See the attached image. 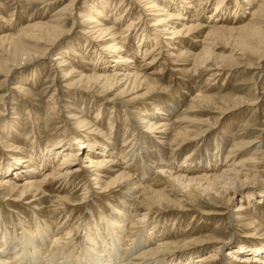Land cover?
Listing matches in <instances>:
<instances>
[{
	"label": "bare ground",
	"instance_id": "obj_1",
	"mask_svg": "<svg viewBox=\"0 0 264 264\" xmlns=\"http://www.w3.org/2000/svg\"><path fill=\"white\" fill-rule=\"evenodd\" d=\"M36 1L45 0H32ZM198 1L164 0L163 4L157 0H131V4L136 2V7H142L140 15L146 17L147 12L156 15L152 28L142 27L139 25L142 21L133 19L119 32L116 24L107 25L99 20L103 16L102 20H110L109 14H104L106 8L112 10L108 5L99 7L95 0L90 4L89 0H69L49 23L31 20L19 31L0 37V61L5 71L3 83H7L13 73L26 65L37 66L49 60L51 52L56 51L50 61L55 73L60 74L64 90H74L80 94L92 92L103 97L120 89V96L129 97V102L147 100L162 93V89L150 82L147 69L138 67V58L148 64L147 68L153 69L161 59L175 55L188 56L194 61L193 70L204 65L205 70L210 72L209 78H213L227 69L223 63L226 59L233 64L236 60V50L230 56L216 52L221 47L219 41L230 38L242 42V52L247 51L249 56L258 54V64L261 65L264 60V0H259L251 11H245L247 8L244 6L252 0H234L236 8L233 11L230 9L231 0H218L206 18L207 3L201 9L198 6L199 10L196 7ZM129 6L119 11L121 14L114 22L129 15L132 10V6ZM245 13L247 16L244 18ZM65 14H69V18ZM141 19L144 21L143 15ZM232 19L236 25H230ZM69 21L72 26L65 29ZM75 32L83 39L85 50L97 53L94 63L84 55L82 67L76 66L78 60L74 61V58L69 61L72 59L69 57L82 56L81 44L77 42L71 43L70 51L62 47L64 39L73 37ZM153 32H156L154 44L147 47L151 42L149 34ZM134 39L136 42H133ZM25 40L36 43L38 48L19 51ZM127 43L129 46L125 47ZM91 66L95 68L94 71L90 70ZM246 67L260 68L253 64ZM85 70H90V73ZM32 74L37 75L38 71ZM24 82L17 81L10 91L27 93L22 84ZM144 87L145 92L137 93ZM132 94L134 96L130 97ZM255 94L250 100L240 97V106L262 109L264 98L258 91ZM54 96L52 94L49 101L50 108L56 112L59 101ZM190 96L194 102L189 107H180L179 100H155L142 107L138 120L121 133L118 125L112 126L110 135L89 120L88 111H79L69 116L77 127L68 135H80L72 140V144L62 139L44 149L37 135L38 144L25 156L20 155L21 146H17L16 153L8 156L2 164L0 189L9 188L7 200L12 197L13 200L22 201L30 206L33 213H26L29 209L17 212L18 221H10V215H3L4 219L0 221V264H264V248L243 243L233 246L221 256L224 242L218 239L200 240L202 244L199 249L205 253L195 259L193 253L185 257L176 255L173 249L178 243L170 236L171 229L165 225L170 221L163 220L161 216L159 220L152 219L154 207L164 208L168 205L184 210L189 201H193L191 198H171V192L178 185L190 196L196 191L195 188L200 193L204 192L212 201L205 206L219 208L216 202L221 196L238 186H252L249 182L253 183L257 176L252 172L253 166L264 163V143L258 136L238 140L232 137L234 145L227 151L229 139L226 137L229 135L225 132V136L212 141L200 154L187 150L198 138L217 127L207 116L210 110L206 108L216 104L215 97L202 89H196ZM109 100L113 102L114 97ZM16 102H7L3 95L0 96V115L17 111ZM180 108H183L184 114L173 121V111ZM234 108L238 107L235 105L220 112L226 113ZM192 113L202 115L196 117ZM8 123V120L2 121L3 125ZM11 127L19 135L15 125ZM96 137L105 139L99 142L94 140ZM178 145L185 146L175 154L172 148ZM182 153L186 154L184 159ZM75 161H80V164L71 168ZM261 170L264 168L256 171ZM158 175L164 177L159 179ZM250 190V193L246 192L251 197L248 201L255 199L259 193L264 194ZM51 191L66 194L54 197V200ZM79 191L85 195L83 201L86 197L96 199V195L108 199L100 206L98 215L93 211L96 220L85 222L82 226L84 241L79 238L72 248L71 240H77L73 234L74 225L81 223L78 222L80 220L73 223L83 202L74 201V195ZM108 203L112 205L111 209H107ZM259 203L264 205V199ZM51 206H54V215L51 214ZM248 207L240 204L234 213L241 217L248 213L249 219L253 220L264 217V206L262 214L257 210L256 216L248 212ZM203 214H222V211L214 208ZM57 217H61L60 220L56 221ZM62 220L66 227L58 224ZM161 224L165 226L161 227ZM145 226H151L147 235L144 233ZM55 231L57 233L52 234ZM50 237L55 238L51 246L48 243ZM121 237L125 242L122 252L118 248ZM187 243L189 241H183L184 245ZM213 243L215 246L211 250ZM91 250L95 252L92 257L89 255ZM40 253L43 255L40 256ZM75 253L77 255L74 256ZM233 253L239 257H233V260L230 258Z\"/></svg>",
	"mask_w": 264,
	"mask_h": 264
},
{
	"label": "rangeland",
	"instance_id": "obj_2",
	"mask_svg": "<svg viewBox=\"0 0 264 264\" xmlns=\"http://www.w3.org/2000/svg\"><path fill=\"white\" fill-rule=\"evenodd\" d=\"M67 1L69 0H45L44 2H32V0H0V37H3V35L9 34L10 32L15 33L19 31L20 28L25 26L28 22H31V20H43L44 22L49 23L63 8ZM92 1L94 2V0H89V4L92 3ZM95 1H97V5L99 7L100 5L101 7L103 5L105 7L108 5L109 8L112 9L111 11L107 10L108 8L105 9L104 14H109L108 17L110 20H102L104 16L102 18L99 17L101 23H107V25L116 24L119 32H122L123 30L121 29H123L130 22V20L133 19L142 21L143 23L141 22L142 24H139L142 27L152 28V23L156 15L148 14L147 12L146 17H144V14H142L144 18L143 21L141 19L142 15H140V9L142 7H136V2L131 4V0ZM157 1L164 4V0ZM207 1L208 0H204L202 3L201 0H199L196 2L197 9L205 7L207 3L208 10L205 11V18L206 15L208 16V14L214 10L215 5L218 2V0H209V2ZM258 4L259 0H252V2H250L248 5L245 4L244 7L247 8L245 11H251L252 8L256 7ZM128 5L133 7H131L132 10L129 11V15L124 16L122 14L124 18L114 22V19H116V17L120 16L121 14L119 11H122ZM235 8V2L234 0H231L230 9L233 11ZM149 11L151 12L152 10ZM243 16L245 18L247 14L245 13ZM65 17L69 18V14H65ZM232 20L230 25H236V23H234L235 20H233V22ZM71 26L72 22L69 21L64 28L69 29ZM79 36V33L75 32L73 37L64 39L62 44V47L64 49H68L69 51L72 42L81 44L80 51L82 56H73L68 58H72L69 61H72L73 58L74 61L78 60V63H75L78 67L83 63V55L87 56L91 63H94V60L97 57L96 52H93L92 50L89 51V49L85 50L86 46L84 45L83 39ZM154 36H156V32L149 34V37H151V42H149L147 47H150L154 44ZM135 40L136 39H134L133 42H136ZM187 41L190 43L188 37ZM23 42L24 45L19 51L23 49H34L37 47L35 45L36 43L34 42L26 40ZM219 45L221 47L217 48L216 52L221 55L230 56L232 51L236 50V54H234L236 60L233 64L229 61H226V59L223 63L227 69L223 70L220 75L213 78H209L210 72L205 70L204 65L198 70H193L192 67L194 61L188 56L182 57L181 55H175L167 59H161L153 69L147 68L148 64H146L143 59L138 58V67L147 69L146 71L149 75L150 82L155 83V86L157 85L158 89H162L160 90L162 93L158 92L161 96L159 94H155L151 99L135 100L132 102L128 101L129 97L120 96V89L114 90L110 94L104 95L103 97L96 96L92 92L80 94L74 90H64L60 83V74L55 73L54 66H52L50 61L56 51L51 52V55H49V60L44 61L45 63L42 62V64L37 66L26 65L22 70L13 73V75L9 77L7 83H3L5 71L4 65L0 61V96L3 95L4 100L7 102L16 100L17 102L14 105L18 107V110L15 112L11 110L12 112L9 115H0V171L2 164L7 160V157H10L12 154L16 153L17 146H21L20 155H29L33 151V147L38 144L37 135H39L38 138L41 140L40 143L44 149L48 145L59 143L62 139L69 140V142L72 144L74 142L72 140L80 135H68V132L73 131V129H76L77 127V125L73 123L74 121L69 119L71 114H78L79 111H88L87 117L89 120H91L95 126L102 128L103 131L107 133V135L112 133L111 127L116 125L119 126V132L121 133L123 129H126L127 126L132 125V123L138 120V117L140 116L139 111L142 109V107L150 105L155 100H179L181 101V104L179 105L180 107L181 105L189 107L194 102V100L191 99L190 94H194L196 89H202L203 91H206L208 94H211L215 97L216 104L211 105L210 107H205L209 108L210 112L207 113V116L211 118V122L216 124L217 127L204 134L202 138H198V140L193 142L191 146H188L187 150L195 151L197 154H200L201 150L204 151L212 141H216L220 136L224 135L223 133L225 132H228L229 135L228 138L226 137V139H229L227 142V151L232 145H234V141L231 140L232 137L238 140L241 138L252 139L258 136V138L264 143V105L262 106V109L261 107L257 106H240V97L250 100L254 97V94L257 91L259 95L264 98V93H261L264 90V60H262L261 66L258 64V54L256 55L255 53H252V55L249 56L247 51L242 52L243 45L240 40L235 42L232 41V38L228 40L223 39L219 41ZM128 46V43L125 44V47ZM250 46L255 47V45ZM142 53L143 50L141 51V54ZM123 54L126 55V53ZM252 64L259 66L260 68L246 67ZM86 66L88 67L89 65L86 64ZM176 67L180 69L175 70ZM90 70L94 71L95 68L91 66ZM90 70H85V72L90 73ZM34 71H38V74L33 75L32 73ZM21 79L26 81L22 84L27 90V93H19L15 91L12 93L10 91V87L13 86L17 81H22ZM257 87H259V89L256 91ZM145 89L146 88L144 87L143 90L137 93L145 92ZM52 94H54L55 99L59 101V107L56 112H53L50 108L51 102L49 99L52 97ZM132 96H134V94H132L130 97ZM112 97H114L113 102L109 100ZM113 104L114 106H112ZM235 105L238 108H234L233 110H230L226 113L220 112ZM182 109L183 108L173 111L171 116L173 121L177 118H180L184 114ZM191 115L199 117L202 114L198 115L192 113ZM4 120H8L9 123L3 125L2 121ZM67 120L69 122H67ZM13 124L19 131V135H17L16 131H13L11 127ZM4 126L6 127L3 128ZM94 134L95 133H93V135ZM101 137H96L94 140L103 142V139L105 138L102 139ZM184 146L185 145H178L176 147L174 146L172 151L175 154H178L177 152H180V150H182L180 148ZM178 149L180 150L178 151ZM34 153L36 152L34 151ZM184 155L186 154L182 155L183 159L185 157ZM11 159H15V157H11ZM262 161H264V158H262ZM79 162L80 161H75L70 167H77L80 164ZM262 163L263 162L256 164L252 168L253 174L257 173L253 183L249 182V185L251 184L252 186H238L234 188L233 191L226 193V195L223 197L221 196L216 202V204L220 205L219 208L218 206L215 207L214 205V207L212 205L205 206L206 203L212 201L210 200V197H208L204 192L200 193L199 190L195 188L196 191H193V194L190 196L186 193L187 191L183 190L181 187H179V185L176 187V189H173V192H171V198L174 200L180 198L187 200L190 198L193 199V201H189L187 207L184 210L176 209L175 207L168 205H165L164 208L154 207V213L152 216L153 220H159L161 216L163 220L168 219L170 221L165 225L171 229L169 230V234L171 237L175 238L174 240H176L178 243V246L174 247L173 249L174 254L185 257L186 255L193 253V259H195L199 255L205 253L200 251L199 247H201L202 243L199 242L200 240L203 241L206 239H218L222 241V243L224 242V248L220 253L221 256H223V253H226L233 246H239L243 243L250 246L255 245L257 247L264 248V230L262 229V225L264 226V217L259 216V221L257 219H254V221L253 219H249V216H247L248 213L243 214L242 217L241 215L238 216L234 213V210L238 207V205L245 204L249 206L248 212H250V214H258V212H256L257 210L261 211L262 214V208L264 205L259 203V201L264 199V194L261 195L259 192L264 193V170L256 171L258 169L264 168V163ZM157 177H160L159 179H161L164 176L158 175ZM20 181L23 182V180H19V182ZM250 189L256 190L259 195L256 196L255 199L248 201V199L251 198L248 194L250 193ZM95 193H98V191H95ZM61 194H66V192L51 191V196L53 198H56ZM9 196V188L0 189V221L1 219H4V214L6 217L10 215V221H18L17 212H25L27 209H29V212L26 213H33V210H30L29 208L30 206L24 202L13 200L12 197H10V200H7V197ZM84 196L85 195H82V192L79 191L74 195V201L80 203V201H83L82 197ZM105 199H108V197L101 198L98 195H96V199L93 197H86L84 199L81 204V208L78 210L79 214L76 218V221L73 220V223L77 222L78 220H80L78 222L81 223L78 226L74 225L75 230L73 234L75 233L74 236H76L75 239L77 240H71V243H73L71 244L72 248L77 243L79 238L83 239L84 241L82 226H84L85 222L90 223L91 221L94 222L96 220L93 211L96 212V215H98L100 206H102L103 202L105 204ZM111 208L112 205L109 204L107 209ZM214 208L220 209L222 214H203L204 211L207 212ZM51 214H55L54 206H51ZM60 218L61 217H57L56 221L58 219L60 220ZM58 224L62 226L64 221L62 220L58 222ZM170 224L171 226H168ZM163 225L164 224H161V227H163ZM64 226L65 225H63V227ZM150 227L151 226L144 227L145 235L150 232ZM55 233H57V231L53 232L52 234L55 235ZM196 238L197 242L193 240ZM54 239V237L49 238L50 241L52 240L51 242H48L50 246L53 244ZM153 240L155 241V239ZM118 241L119 251L122 252V249L125 247L124 238L121 237ZM183 241H189V243L184 245ZM214 246L215 244L213 243L211 245V250L214 248ZM89 253L91 257L95 254L93 250H91ZM39 255L42 256L43 254L40 253ZM75 255L77 254L75 253L74 256ZM233 257L239 256L233 253L230 258Z\"/></svg>",
	"mask_w": 264,
	"mask_h": 264
}]
</instances>
